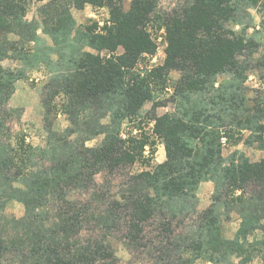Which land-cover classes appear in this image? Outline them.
Here are the masks:
<instances>
[{"label": "trees", "instance_id": "16d2710c", "mask_svg": "<svg viewBox=\"0 0 264 264\" xmlns=\"http://www.w3.org/2000/svg\"><path fill=\"white\" fill-rule=\"evenodd\" d=\"M43 1L0 0V201L24 207L20 219L0 218V264H116L109 239L149 264H264V158L223 155L226 145L264 150V15L254 26L247 13H264V0H178L169 11L157 0L127 10L123 0L68 9L48 0L45 19L28 20L30 3ZM85 5L108 10L101 31L75 24L69 7ZM158 39L164 59L151 65ZM39 64L50 69L43 147L8 126L15 84ZM252 66L263 90L251 98ZM164 93L174 112L157 116ZM54 95L70 122L61 132L49 125ZM124 122L136 132L123 133ZM205 182L214 190L199 209ZM231 213L239 224L227 238L222 217Z\"/></svg>", "mask_w": 264, "mask_h": 264}, {"label": "rangeland", "instance_id": "374dc122", "mask_svg": "<svg viewBox=\"0 0 264 264\" xmlns=\"http://www.w3.org/2000/svg\"><path fill=\"white\" fill-rule=\"evenodd\" d=\"M47 1H43L41 3H30L27 12V19H36L38 22L43 21L45 15L43 13L44 6L47 4ZM72 0H60V3H63V6L68 9ZM131 0H123V8L125 10L128 9L129 3ZM158 9L160 11H169L173 8L174 5L178 3V0H157ZM261 5L258 7H251L247 9V13L249 14L254 26H259L262 20V10H260ZM70 13L75 21L77 26L82 28L85 25H92L96 23L95 30L99 32L102 30L103 23L108 19V13L106 8H93L90 5H85L82 10H76L72 6L69 7ZM45 12V10H44ZM234 29H238L237 26ZM39 36L47 39L48 44H50V40L45 34L41 33V30L38 31ZM156 44V53L152 60L150 61L151 65L162 63L164 59V44L161 41H155ZM41 51L42 49L39 48ZM259 55V53H258ZM52 60H55V57H52ZM15 62L13 61H4L3 66L7 67L12 65L15 67ZM18 66V65H17ZM50 76V69L45 64H39V66L33 70H28L26 72L25 78L18 80L15 84V90L13 95L8 101V107L14 111V115L9 121V128L14 132H21L26 136V141L30 143L32 146H44L46 139V132L44 128L43 122V107L42 100L46 97L44 92L49 93L50 87L48 88ZM179 77L178 72H171L169 78L171 80H175ZM260 72L252 66V70L248 72V79L245 82V87L248 90L249 97H255L258 95L260 90H263L260 86ZM262 83V82H261ZM160 102H166L165 104L157 107L154 110V113L157 116H160L164 113H173L174 106L173 103L169 100V93H164L158 96L157 98ZM61 101L60 95H54L52 101V111L49 117V125L53 131H63L66 127L69 126V118L63 112L57 111L59 108V103ZM58 105V106H56ZM152 103H147L144 105L141 110V116L144 118L146 116V112L149 114L152 111ZM145 123L142 124V127L145 132L149 131L151 125L146 124L148 120L145 118ZM102 122L105 124L107 122V118L102 119ZM46 124V123H45ZM134 125L128 122H124L122 125L123 133H127L133 129ZM133 129L132 131H135ZM136 132V131H135ZM134 132V133H135ZM71 138H74L72 136ZM101 136L93 138L85 143L87 147H95L101 141ZM148 147H145V153H148ZM239 151L245 155L250 161H259L264 158V150H258L255 147H248L242 144L237 146H225L223 149V155L227 156L233 151ZM165 159V151L164 147L160 142H157L155 145V153L153 155L154 163H161ZM130 169V168H129ZM136 170L137 166L131 167L130 170ZM102 176H97V181L101 182ZM214 186L212 182H205L199 185L197 190V200H198V208L205 209L210 205L211 195L213 193ZM88 196H86L87 198ZM88 199V198H87ZM24 215V207L21 203L17 201H9L8 203L0 201V218L4 219H20ZM238 216L236 213H231L229 216L222 217V233L227 238H232L238 228ZM259 236V234H257ZM111 246L114 250L117 262L116 264H149L148 260L144 256H138L134 258V255H130L129 249L117 239H109Z\"/></svg>", "mask_w": 264, "mask_h": 264}, {"label": "crops", "instance_id": "0c3cea01", "mask_svg": "<svg viewBox=\"0 0 264 264\" xmlns=\"http://www.w3.org/2000/svg\"><path fill=\"white\" fill-rule=\"evenodd\" d=\"M107 13H108V10H107ZM107 20H108V19H107ZM107 20H106V22H105V23H103V25L107 24ZM103 25H102V26H103ZM100 31H101V30H100Z\"/></svg>", "mask_w": 264, "mask_h": 264}, {"label": "built area", "instance_id": "2783aa9c", "mask_svg": "<svg viewBox=\"0 0 264 264\" xmlns=\"http://www.w3.org/2000/svg\"><path fill=\"white\" fill-rule=\"evenodd\" d=\"M158 41H160V39H158Z\"/></svg>", "mask_w": 264, "mask_h": 264}]
</instances>
